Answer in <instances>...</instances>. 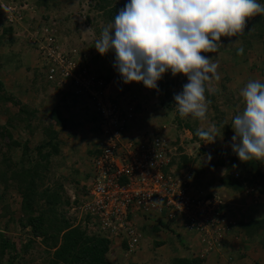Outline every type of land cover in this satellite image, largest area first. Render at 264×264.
<instances>
[{"label": "rangeland", "instance_id": "obj_1", "mask_svg": "<svg viewBox=\"0 0 264 264\" xmlns=\"http://www.w3.org/2000/svg\"><path fill=\"white\" fill-rule=\"evenodd\" d=\"M38 1L40 0H0V81L14 103L28 105V110L37 109L32 123L39 125L36 133L30 137L18 124L19 127L12 130L13 137L21 141L27 139L29 147L34 149L43 138L42 126L53 124L49 118L51 109L58 104L63 107L64 98L68 109H63L62 117L71 119L73 123V126L65 130H59V126L53 125L54 130L58 132L60 154L50 160L48 169L42 172L44 178L41 177L36 182L35 209H44L41 193L45 190L55 191L60 185L63 187V191H60L62 196L67 197L70 192H75L72 187L73 178L85 182L84 175L91 169L89 150L99 142L98 119L90 120L91 117L94 118L92 115H96L93 108L94 99L91 96L93 93L85 91L79 85H73L72 81H62L58 76L50 81L52 82L50 86L45 84L46 63L50 59L45 58L41 50L44 47L36 44L39 32L48 29L50 31L48 35L51 34L55 40L52 45L56 52L54 56L74 58L77 65L85 68L90 79L94 77L95 84L92 90H98L100 98L130 116L128 132L126 131L120 138L122 144L150 138L153 135L164 138L175 161L181 155L179 152L190 159L183 171L176 169V163L167 173L171 174L173 180L184 187L189 195L206 196L219 203L217 213L222 214L219 220L223 221L221 224L223 229L217 237L207 236V239L205 234L198 231L188 232L189 227L186 225L185 228V222L177 219L173 230L180 234L182 244L175 240L172 246L158 247L155 243L164 238L154 234L151 228L157 223L160 225L166 221L158 220L162 217L160 214L151 212L140 214L134 220L133 234L110 236L113 261L171 264L173 257L192 253L199 256L208 254L205 264H264L262 245L258 240L245 243V233L240 227L245 220L264 221V188H260L257 184L252 187L245 184L244 189L235 193L219 183L225 170L214 167L219 161L218 152L227 151L228 155L223 161L236 156L231 147L233 132L230 126L234 116L243 111L244 103L241 96L243 88L252 80L264 82V24L261 25L264 15L247 20L243 34L231 38L222 37V45L217 52L202 53L217 63L219 75V80L213 79L205 84L209 94L206 96L208 102L206 119H194L190 115L179 116V121L182 124L188 123L195 133L198 129L207 130L212 124L217 126L219 131L216 133L215 143L206 144L207 142L204 141L202 144L192 141L193 133L178 128L175 122L177 111L173 97L182 91L183 85L187 83L186 77L179 75L172 77L170 73H166L158 82L156 90L146 89L142 84L137 83L124 84L113 67V54L101 56L97 53L94 48L95 40L103 28L110 24L104 20L101 12L96 10L102 5V0H53L48 3V8L38 6ZM111 2V5H119L123 8L127 0H111ZM258 2L264 4V0ZM7 28L11 29L10 33L2 36ZM11 40L14 41L13 44L3 45ZM34 40L35 44H33ZM239 47H243V55L236 54V49ZM168 102L173 108L172 112L165 109ZM8 106L12 114L17 111L16 105ZM2 107L1 104L0 108ZM6 119V115L0 111V126H4ZM8 144L7 137L0 140V162ZM200 149L204 150L203 154H199ZM208 153L212 157L210 162L205 159V154ZM15 154L19 152L16 150ZM260 161L259 171L264 174V159ZM234 165L229 174L235 177L241 167L236 163ZM14 187V182L5 175L1 166L0 231L9 241L18 243L19 246L31 239L30 248L26 253L21 254L18 264H50L51 254H48L42 246V237L32 238L29 230L20 223L24 219L21 210L22 201ZM62 211L68 219L77 220L78 209L73 211L72 206L68 205L63 207ZM32 215L35 216L34 213ZM143 225L148 234L143 233L142 230L140 232ZM84 227L88 233H91L89 230L91 228L85 225ZM191 233L195 235L191 236ZM100 234L104 236V233ZM134 236L138 239V243L130 248L127 241L129 237ZM261 237L263 238L259 240L263 242L264 236ZM237 253L243 258H236ZM6 259V256L2 257L0 264H5Z\"/></svg>", "mask_w": 264, "mask_h": 264}, {"label": "clouds", "instance_id": "obj_2", "mask_svg": "<svg viewBox=\"0 0 264 264\" xmlns=\"http://www.w3.org/2000/svg\"><path fill=\"white\" fill-rule=\"evenodd\" d=\"M259 15H264V4L258 0H127L94 48L101 56L113 54V67L124 84L156 90L166 73L186 77L182 91L173 97L176 111L180 117L204 120L205 84L219 75L217 63L202 53L217 52L222 37L243 34L246 21ZM243 53V47L236 49L237 55ZM241 96L243 111L230 126L232 151L241 162L264 159V82L249 81ZM218 131L212 124L196 135L212 144ZM205 159L210 162L211 154ZM72 196L76 194L70 192L69 200ZM78 224L85 229L83 222Z\"/></svg>", "mask_w": 264, "mask_h": 264}, {"label": "trees", "instance_id": "obj_3", "mask_svg": "<svg viewBox=\"0 0 264 264\" xmlns=\"http://www.w3.org/2000/svg\"><path fill=\"white\" fill-rule=\"evenodd\" d=\"M50 1L53 0H40L37 2V5L47 7L49 6L48 3ZM101 2L102 5L98 6L96 10L101 12L107 23H113L116 13L122 9V7L119 5H111V0H102ZM262 24H264V18L261 22V25ZM10 31V28L5 29L2 36L10 33ZM13 43L14 41L11 40L3 43V45L9 46ZM10 62L14 63L13 61ZM45 84L50 86L52 82L45 79ZM208 95V90L206 89L205 97ZM12 99L11 95L5 92L3 83L0 81V106L1 104L3 106L2 109L0 108V111L7 117L4 126H0V140L5 137L9 139L7 151L1 157L3 163L0 162V168L1 166L4 168L5 175H7V177L14 182V188L21 196V210L24 218L20 221L22 227L29 230L32 238L35 239V237H42V246L47 250L48 254H51L50 264H134L131 262H114L111 253V244L107 238L101 236V232L95 231L88 233L80 226V224L74 225L73 222H75L74 220L76 219H68L64 216L65 212L62 211V208L67 207L70 200L68 196H62V192H60L63 191L62 186L58 185L57 188H55V191L48 189L41 193V198L44 202V209H35L34 205L36 204L35 201L37 197V191L35 190L36 182L40 180L41 177L42 179L44 178L42 172L48 169L50 160L54 157H58L60 154L58 132L54 130L53 125L57 127L59 126V130H65L70 126H73V123L71 119H65L62 117L63 109H68L66 104L67 102L64 98L62 100L64 105L63 107L58 104L50 111L49 118L52 120L53 124L42 126L41 130L43 138L39 141L38 145L34 147V149L30 148L29 141L27 139L23 141H21V139L16 140L13 137L12 130L20 125L24 129L25 134L32 137L33 134L36 133V129L39 128L38 124L34 125L32 123L37 109L33 108L28 110V105H23L18 102L14 103ZM59 103H61V101ZM9 104L17 106V111L15 113L12 114L10 112L8 106ZM165 109L168 112H172L173 108L170 105V102L167 103ZM92 116L94 118L91 117L90 120L94 121L96 118L98 119L99 142L94 148L91 147L89 150L88 155L89 160L91 161L94 157L101 155L103 151L101 148L102 135L99 126L100 119L97 114ZM175 118L178 128H184L193 133L192 141H198L202 144L204 143V141H201L199 137L196 136L195 131L190 128L188 123L182 124V122L179 121L178 112L177 117ZM16 150L19 154H15ZM203 153L204 150L200 149L199 154ZM179 154L181 155L177 157V161H175V157L172 158L170 167L176 165L177 163L176 169L178 171H183L186 168L185 166H187L190 162V159L188 156L182 154V152H179ZM226 155H228L227 151L218 152L217 156H219V161L214 166L225 170L224 175L219 179V183L221 185L235 193L244 189L245 184L249 187L257 184L260 188H264V174L259 171V167L261 165L260 160L252 159L246 162H241L236 156H234L228 161H223L226 159ZM34 156H36V158H34ZM235 163L241 167V170L234 177V175L232 176L229 172L233 169V165ZM90 171L91 169H89L84 175V184L81 182L82 179H78V181L73 178L74 184L72 187L77 197L76 203L80 199L77 194H81L82 192L86 193L85 183L90 180ZM75 173H77V171ZM244 174L245 176L243 177ZM124 180L125 179H122L123 182ZM33 213L35 216L32 215ZM160 215L162 217L158 220H164L166 222L161 223L160 225L157 223L158 225L156 224V226H152L151 231L159 237L163 236L164 239L156 242L155 245L158 247L163 245L172 246L175 240L178 241L179 244H182L180 234L175 233L173 230L175 222L177 223L176 220L179 219L180 221L181 219L176 216L175 213H172L170 217L166 210L161 212ZM85 220H87L86 217ZM184 226L186 228V222ZM240 227L245 233V243H252L258 240L264 249V241L262 242L259 240L263 238L261 236H264V221L258 219L251 221L245 220L241 223ZM145 228L146 227L143 225L142 228H140V232L142 230L143 233L148 234V231H146ZM187 230L188 232L190 230L193 233L195 232L194 229ZM193 233L190 235L194 236L195 234ZM259 234H261V236ZM31 244V239H28L25 244L19 246L18 243L9 241L8 238L0 231V261L2 260V257L6 256L7 259L5 264H18L17 262L21 254L26 253ZM124 249H126L125 245ZM207 255L208 254L199 256L190 253L188 255L175 256L173 257L171 264H205ZM235 257L243 258V256L238 253Z\"/></svg>", "mask_w": 264, "mask_h": 264}, {"label": "built area", "instance_id": "obj_4", "mask_svg": "<svg viewBox=\"0 0 264 264\" xmlns=\"http://www.w3.org/2000/svg\"><path fill=\"white\" fill-rule=\"evenodd\" d=\"M48 33V29H42L36 44L44 47L41 50L45 58L50 59L46 63L47 80L53 81L58 76L62 81H72L73 85L93 93V108L100 119L102 154L91 161L86 193L80 194L77 203L75 196L70 200L73 211L78 209L76 224L81 221L93 229H89L91 233L99 231L110 240V236L133 234L137 215L160 214L166 210L170 217L175 213L186 222L189 229L205 234L206 238L217 237L223 229V221L219 220L222 214L217 213L219 203L206 196L189 195L167 173L173 156L164 138L153 135L122 144L120 138L127 131L130 116L100 98L98 90H92L94 77L90 79L74 58L54 56L55 40ZM85 217L87 220L82 221ZM127 243L128 247H134L138 239L129 237Z\"/></svg>", "mask_w": 264, "mask_h": 264}, {"label": "crops", "instance_id": "obj_5", "mask_svg": "<svg viewBox=\"0 0 264 264\" xmlns=\"http://www.w3.org/2000/svg\"><path fill=\"white\" fill-rule=\"evenodd\" d=\"M128 132V131H127ZM124 136H126V135H124Z\"/></svg>", "mask_w": 264, "mask_h": 264}]
</instances>
